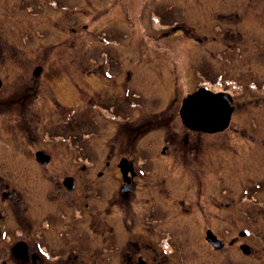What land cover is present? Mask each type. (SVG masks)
Listing matches in <instances>:
<instances>
[{
	"label": "flooded vegetation",
	"instance_id": "obj_1",
	"mask_svg": "<svg viewBox=\"0 0 264 264\" xmlns=\"http://www.w3.org/2000/svg\"><path fill=\"white\" fill-rule=\"evenodd\" d=\"M88 1L0 0V264H264V228L253 227L264 211L259 197L264 189V38L241 34V29L264 34L263 0H240L243 6L234 8L229 6L237 0H221L226 7L213 11L225 25L215 33L240 37L221 43L230 67L212 82L193 76L186 95L200 87L230 95L228 124L215 132L183 124L180 107L186 95L172 113L156 107L153 113L143 105L147 85L134 91L128 80L136 71L114 69L118 60L105 50L110 40L100 30L102 23L127 26L129 12L114 5L116 0H98L94 10ZM146 5H138L140 18ZM146 14L139 19L143 27L156 17L161 22L156 11ZM120 16L125 21L119 22ZM93 28L105 48L98 53L100 75L118 90L104 86L94 91L97 97H88L75 81L74 91L68 88L75 100L64 103L58 96L64 92L61 80L80 77V70L87 74L86 63L96 61L85 48ZM216 38L211 35L214 43ZM76 43L81 50L72 54ZM72 62L77 64L73 70ZM175 79L182 81V75ZM89 106L95 128L113 126L93 151L87 142L100 134L87 132ZM138 110L141 116L135 117ZM173 118L186 131L180 135L163 128L157 152L147 135L160 127L150 126L171 125ZM215 139L222 141L219 148ZM61 141L65 150H54ZM149 146L154 157L145 150ZM139 152L146 164L137 161ZM159 158L165 164L156 167ZM156 168L165 173L160 180L153 176ZM166 179L177 195L168 204L159 196L168 192ZM166 212L174 216L175 231L151 228ZM196 239L203 247L189 255L187 250L200 249L191 245Z\"/></svg>",
	"mask_w": 264,
	"mask_h": 264
},
{
	"label": "rangeland",
	"instance_id": "obj_2",
	"mask_svg": "<svg viewBox=\"0 0 264 264\" xmlns=\"http://www.w3.org/2000/svg\"><path fill=\"white\" fill-rule=\"evenodd\" d=\"M144 1H147L146 12L148 13L149 11H156L157 14L160 15L158 17H160L161 21L160 23H158L159 20L156 17V21H152L148 28L143 27L139 23V19L147 18L146 12L144 15L141 16V18L138 16V14H136L138 5L141 6V3H143ZM220 1L221 0H161L160 3H158L157 0H142V2L141 0H116V3L114 5H123L127 12H129L127 18L129 19L130 24H128L127 26H125L124 24L116 26L108 25L106 23L101 24L100 30H102L106 34L107 38H109L110 40L111 47L106 46V49L101 46L102 44L96 36V34L100 32L99 29L93 28L92 31H94L95 34H93L92 39L87 37L85 48L87 51V55L90 58L94 56L93 58L96 61L86 63L87 74L80 70V77L77 76L74 79L69 78V81L66 80V83H64L65 79L64 81L62 79L59 85L63 90L60 89L58 86L55 87V85H53L52 87H54V90L56 89V91H64L62 95L61 93L60 95H58L64 103H71L75 100L74 97L70 93H68V90L70 89L72 92L74 91L72 86H75V81H77L80 86H84L86 88L88 92V97H97L98 95L94 91L99 90L104 86H110L113 90H118V84H115L110 81V83H108L100 75L102 68L99 66L100 58H98V53L102 49H105L106 51L111 52L112 56L116 55L115 59L118 60V63L112 62L113 65L115 64L114 69H117V71H136L133 75L134 77L131 76V79L128 80L130 82L132 90L138 91L137 86L141 85L142 87H144V85H147V87L144 88L142 91L143 94L148 96L142 97L143 105L145 104L146 107L150 108L151 112L153 113L158 111L153 110V108L155 107L161 108L162 110L166 108L167 111L172 113L173 111H175L177 103H179L180 99L184 97L186 95V92L192 88L195 80L204 81L205 83L212 82L214 80L212 78L216 75V73L218 74V72H222V70H227L230 67L226 63L225 58L228 53V50L225 55L224 47L223 45L221 46V43H223V40L225 43V40L229 38H231L235 42L239 39L240 35L233 34L232 36H227V33L223 32V29L225 28L223 26L225 25L222 23H218L217 21L219 20V18L212 15L214 13L213 11L219 10L218 7L220 8L224 6V4H221ZM237 2L238 3L229 6V8L243 6L240 0H237ZM99 5L100 3H98V0H91L87 2L86 6L89 9L94 10L95 7ZM261 5L263 7L264 12V0ZM225 11L229 10L226 9ZM118 21L123 22L125 20H123V18L120 16ZM175 21L178 23H176ZM262 21L264 24V19H262ZM220 27L223 28V31L218 32L219 34L213 31V29L217 31V28ZM235 30L236 29H234V31ZM241 30V34L246 39L250 40L252 38H264V34L261 35L256 30ZM212 34H215L217 36V38L215 39L216 43L211 40ZM80 50L81 46L76 43V45H73L71 53H79ZM73 65H75V67L77 68V64L72 62V70ZM148 70H151L152 72H146ZM159 70L160 72L162 71V73L157 72ZM85 74L86 76H84ZM119 75L123 80H125V74L123 72L119 73ZM176 75H182V81H179L177 83V79H175ZM84 77H87L85 83L83 82ZM144 77L149 78L147 80V84L143 79ZM11 78H13V75H10V79ZM93 78H97L98 80H94ZM69 87L70 89H68ZM161 94H163L164 97L159 100L158 97ZM151 96H155L157 100L151 98ZM132 106L136 107L139 105L133 104ZM89 108L90 109H86L87 132L96 129V132L100 134L97 136H93V138H91L89 141L87 140L88 150L93 151L96 149V144L101 145L102 140L106 142V140L108 139L107 135L109 133L106 132L108 131V129L109 131H111V128L113 126L109 125L108 128L107 126L100 124V126H97L95 128L93 125L94 123L91 120V116L94 110H92L90 106ZM76 109L78 110V107H76ZM123 111H126V109H123ZM133 114L135 117L141 116V112H139V110L138 112L133 111ZM177 123L178 122L175 120V118H173L171 120V125L166 126V123H162L163 125L158 124L157 126H150L151 128L160 127V129H155L147 135V139L150 145H152L153 141L155 144H157V152L159 151L158 149L160 148L162 143H164V141H161L163 140V128L165 129V127H170L172 130L178 132L180 135L185 133L186 127ZM147 139L145 138V140ZM203 140H207V138L204 137ZM221 143H219L218 141H213V145L216 148H219ZM53 149L60 150L61 152L62 150H65L63 142L61 141V143L55 144ZM206 149H208V147ZM145 150H148V154L150 155V157L155 156L152 146H149V148ZM94 155L96 160L98 154L93 153V156ZM138 155H140L142 158L140 156H137V161H141L142 163L146 164V158L143 157L145 156V153L140 154L139 152ZM92 157L90 156V158ZM95 160L93 159L91 161L94 163ZM159 160L160 161H158L155 166H164L165 162L162 161L163 159L159 158ZM157 169L158 168H156V171L153 173V176L154 178H156V180H160V177L165 176V173H163L160 169ZM159 172H161L162 174ZM166 185V187H168V192H161L159 196L164 201V203L168 204L169 202H172V200L175 199L177 195H174L172 187L169 185L167 179ZM215 188H217V186H215ZM259 197L264 198V189L261 191ZM258 213L259 215L257 217L256 223H253V227H259L263 229L264 211L261 210ZM172 218H174L173 214L166 212L162 216V222H160L158 219L156 221H152L150 227L165 228L166 226H170L172 230ZM200 223L201 221H199L198 224ZM232 223L236 224L237 226L244 225L242 221L238 222L232 220ZM191 245H193V247L197 246L200 249H191L192 251L187 250L189 252V255H192V253H198L203 247L200 239H196L195 244L191 243Z\"/></svg>",
	"mask_w": 264,
	"mask_h": 264
},
{
	"label": "water",
	"instance_id": "obj_3",
	"mask_svg": "<svg viewBox=\"0 0 264 264\" xmlns=\"http://www.w3.org/2000/svg\"><path fill=\"white\" fill-rule=\"evenodd\" d=\"M231 97L225 92H213L200 87L182 99L180 116L190 129L215 132L223 130L232 110Z\"/></svg>",
	"mask_w": 264,
	"mask_h": 264
}]
</instances>
